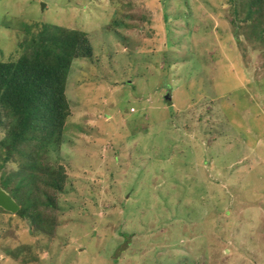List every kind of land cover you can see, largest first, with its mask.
<instances>
[{
    "label": "rangeland",
    "instance_id": "rangeland-1",
    "mask_svg": "<svg viewBox=\"0 0 264 264\" xmlns=\"http://www.w3.org/2000/svg\"><path fill=\"white\" fill-rule=\"evenodd\" d=\"M246 3L0 0V61L43 23L92 49L45 155L67 174L53 234L0 209V264H264V11Z\"/></svg>",
    "mask_w": 264,
    "mask_h": 264
},
{
    "label": "trees",
    "instance_id": "trees-1",
    "mask_svg": "<svg viewBox=\"0 0 264 264\" xmlns=\"http://www.w3.org/2000/svg\"><path fill=\"white\" fill-rule=\"evenodd\" d=\"M263 2L247 0L249 18L263 15ZM17 45V58L0 61V167L15 162L18 176L13 186L2 181L1 188L19 206L13 214L52 235L54 194L64 190L67 174L63 164L45 162V155L51 146L59 147L70 115L65 82L71 61L91 57L92 49L84 32L50 23L26 33Z\"/></svg>",
    "mask_w": 264,
    "mask_h": 264
},
{
    "label": "water",
    "instance_id": "water-1",
    "mask_svg": "<svg viewBox=\"0 0 264 264\" xmlns=\"http://www.w3.org/2000/svg\"><path fill=\"white\" fill-rule=\"evenodd\" d=\"M44 3H41V7ZM170 104V100H168ZM0 208L14 213L18 208V204L2 189H0Z\"/></svg>",
    "mask_w": 264,
    "mask_h": 264
}]
</instances>
